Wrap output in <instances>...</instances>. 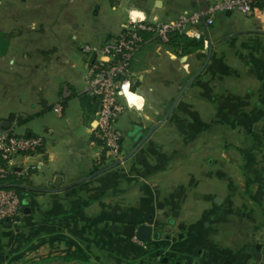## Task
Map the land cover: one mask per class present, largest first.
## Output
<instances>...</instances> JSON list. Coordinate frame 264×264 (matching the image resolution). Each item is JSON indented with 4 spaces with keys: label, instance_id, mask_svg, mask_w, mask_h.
Listing matches in <instances>:
<instances>
[{
    "label": "crops",
    "instance_id": "crops-1",
    "mask_svg": "<svg viewBox=\"0 0 264 264\" xmlns=\"http://www.w3.org/2000/svg\"><path fill=\"white\" fill-rule=\"evenodd\" d=\"M213 1L191 0L180 12L171 0H0V122L13 113L11 127H21L60 103L61 114L53 113L66 128L84 130L44 129L41 154L20 166L28 167L18 181L23 188H15L22 214L15 224H0V264H30L56 255L65 242L112 264H264L263 16L243 17L253 27H237L229 22L233 12L217 13L210 27L197 28L203 48L189 54L146 34L130 69L140 77L135 93L142 94L132 96L141 107L119 116L123 156L138 132L141 139L164 116L211 44L209 63L135 155L56 191L112 162L97 166L104 156L92 134L97 106L85 93L81 47L99 46L131 19L168 23ZM108 15L107 25L96 26ZM129 224L149 225L159 239L139 243L111 230Z\"/></svg>",
    "mask_w": 264,
    "mask_h": 264
},
{
    "label": "built area",
    "instance_id": "built-area-1",
    "mask_svg": "<svg viewBox=\"0 0 264 264\" xmlns=\"http://www.w3.org/2000/svg\"><path fill=\"white\" fill-rule=\"evenodd\" d=\"M224 12H237L247 19H256L258 15L264 17V0H214L205 10L184 13L168 23L131 19L127 29L104 37L99 46L85 44L81 47L86 58L85 93L97 106L92 134L104 156L100 157L97 166L123 157L120 146L122 135L116 123L126 109L136 108L129 104L126 92L138 96L135 89L140 77L132 75L130 69L134 54L146 41L145 35L157 36L162 42H167L172 34L200 39L202 32L197 28L210 27L215 15ZM52 110L60 115L61 104H56ZM14 129L0 128V224H15L22 214L18 191L2 186L10 180L18 182L26 179L28 167L21 169L20 166L41 154L44 147L42 137L28 133L16 135Z\"/></svg>",
    "mask_w": 264,
    "mask_h": 264
},
{
    "label": "water",
    "instance_id": "water-1",
    "mask_svg": "<svg viewBox=\"0 0 264 264\" xmlns=\"http://www.w3.org/2000/svg\"><path fill=\"white\" fill-rule=\"evenodd\" d=\"M161 4L160 1L156 2V5L159 6ZM227 15L230 14V12L226 13ZM254 32H259V31H254ZM208 49V54L207 57L203 63V65L201 66V68L195 72L187 81L186 83L182 86V88L179 90V92L177 93V95L175 96L173 102L171 103V105L169 106V108L167 109L166 113L164 114V116L145 134V136H143L140 139L141 133L138 132L137 135H135V139L134 141L137 142V144L135 145V147L129 151L127 154H125L121 159L115 161L114 163H112L111 165L105 166L104 168L91 173L90 175L80 178L77 181H75L74 183L68 185L67 187H63V188H57L56 191H62V190H66L69 188H72L74 186H77L83 182L89 181L93 178H96L108 171H110L111 169L119 166L120 164L126 162L128 159H130L133 155L136 154V152L139 151V149L147 142V140L152 136V134L159 128L161 127L169 118V116L172 114V112L174 111L178 101L180 100V98L182 97V95L184 94L185 90L188 88V86L190 85V83L195 80L205 69V67L207 66V64L209 63L210 60V54H211V50H212V45L208 44L207 46ZM15 117L16 115L13 113H9L8 116L6 117V119L2 120L0 122V128L1 129H9L11 127V124L15 122ZM137 131L135 130L133 132L136 133ZM132 134V133H131ZM56 186H58V183H55ZM2 187H11V188H23L20 185H11V184H7V185H3ZM34 190V189H31ZM42 191V190H39ZM111 230L117 233H120L122 236L126 237V238H134L135 240H137L138 242H142V243H146V244H150L152 242V240H158L159 239V234L156 232L152 231V228L149 225H145V224H140L138 226H134V225H124V226H119V225H112L111 226ZM150 248V246H148V249ZM163 263H167L166 259H163ZM175 264H181L179 262H176ZM188 264H191V261H188Z\"/></svg>",
    "mask_w": 264,
    "mask_h": 264
},
{
    "label": "rangeland",
    "instance_id": "rangeland-1",
    "mask_svg": "<svg viewBox=\"0 0 264 264\" xmlns=\"http://www.w3.org/2000/svg\"><path fill=\"white\" fill-rule=\"evenodd\" d=\"M174 6V10L175 11H185V10H189L191 7L188 5L189 2H191V0H171ZM109 9V8H108ZM109 12L111 13V11L109 10ZM237 12H233V14L230 17V24L235 25L237 27H253V23L251 21H249L250 23H246L244 22V16L241 15ZM244 17V18H243ZM247 19V18H245ZM111 20L110 15L105 16L104 18L102 16L99 17V19L96 21V26H100V28L102 27L101 24L103 25H107L108 22ZM123 21H127V15L124 14L123 16ZM219 21V20H218ZM246 21V20H245ZM101 23V24H100ZM169 89H163L164 92H168ZM137 94H142L140 92V90L138 89L136 91ZM53 102V101H52ZM68 115H72L71 112L68 113ZM124 122L125 119L119 118L117 123H116V127L122 132V138L124 137V133H123V126H124ZM57 124H59V126H64L65 129H67V131L70 128V131L75 132L76 134H83L84 135V130L82 128L79 127V125H74L72 124L69 128H66V125L64 123V119H60L58 118L52 111H47L46 113L36 117L34 119V121L26 124V125H21V127H16L14 129V133L16 135H21L26 133V131L28 130V132H30L32 135L34 136H40L46 139V134L43 132L44 129H50L55 127ZM56 132H53V136L52 139L56 138ZM116 161V160H115ZM115 161H112L111 163H109L108 165H111L112 163H114ZM107 165V166H108ZM112 260H110L108 257L104 256V257H100L98 259V261L94 262V260H90L89 264H112L111 262ZM98 262V263H97ZM109 262V263H108ZM30 264H85V263H80L78 261H69L67 259L64 258V256H62L61 254H56L53 256H46L38 261L32 262Z\"/></svg>",
    "mask_w": 264,
    "mask_h": 264
},
{
    "label": "trees",
    "instance_id": "trees-1",
    "mask_svg": "<svg viewBox=\"0 0 264 264\" xmlns=\"http://www.w3.org/2000/svg\"><path fill=\"white\" fill-rule=\"evenodd\" d=\"M168 46L170 48H173L174 50H182L183 53L189 54L196 50H200L203 48V40L200 38L199 40L189 38L185 35H179V34H172L169 37V40L167 42ZM21 183L18 182L17 185H20ZM18 191V190H17ZM58 254H61L64 256L65 259L69 261H78L80 263L89 264L90 259L85 256V254L75 247L72 243L65 242L64 247L57 251ZM156 256H161L158 253H156ZM167 260L168 262H173V260ZM161 262L163 263V259H161ZM134 264H146L144 262H138Z\"/></svg>",
    "mask_w": 264,
    "mask_h": 264
},
{
    "label": "bare ground",
    "instance_id": "bare-ground-1",
    "mask_svg": "<svg viewBox=\"0 0 264 264\" xmlns=\"http://www.w3.org/2000/svg\"><path fill=\"white\" fill-rule=\"evenodd\" d=\"M132 17H134V16H132ZM137 17V16H136ZM127 93V92H126ZM127 98H128V100H129V104L132 106V105H136L137 107H138V109L141 107V100L140 99H138L137 97H134V96H132V95H129V94H127Z\"/></svg>",
    "mask_w": 264,
    "mask_h": 264
},
{
    "label": "clouds",
    "instance_id": "clouds-1",
    "mask_svg": "<svg viewBox=\"0 0 264 264\" xmlns=\"http://www.w3.org/2000/svg\"><path fill=\"white\" fill-rule=\"evenodd\" d=\"M132 16H139L141 18H143L144 14L142 12H139V11H136V10H133V12L131 13ZM125 88L128 87L127 84L124 85Z\"/></svg>",
    "mask_w": 264,
    "mask_h": 264
}]
</instances>
